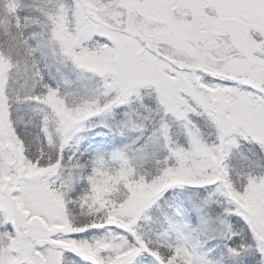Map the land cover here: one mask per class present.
Returning a JSON list of instances; mask_svg holds the SVG:
<instances>
[{"label": "rangeland", "instance_id": "rangeland-1", "mask_svg": "<svg viewBox=\"0 0 264 264\" xmlns=\"http://www.w3.org/2000/svg\"><path fill=\"white\" fill-rule=\"evenodd\" d=\"M32 1L51 39L46 49L60 60L62 90L33 99L9 91L23 72L17 54L0 45V264H73L70 252L97 264H216L212 249L218 263L264 264V179L237 189L222 157L245 142L264 153L263 98L190 73L188 64L216 67L120 0ZM196 1L221 15L264 16V0ZM181 6V14L190 11ZM0 27L1 40L7 35ZM221 41L202 44L211 52ZM33 108L61 145L48 150L46 165L27 157L11 122ZM85 131L108 141L80 157L64 153H80L76 142ZM91 175L82 204L106 211L114 226L84 236L72 227L67 191ZM171 191L183 192V200ZM224 193L231 209L221 210ZM143 237L158 240L160 251Z\"/></svg>", "mask_w": 264, "mask_h": 264}, {"label": "trees", "instance_id": "trees-1", "mask_svg": "<svg viewBox=\"0 0 264 264\" xmlns=\"http://www.w3.org/2000/svg\"><path fill=\"white\" fill-rule=\"evenodd\" d=\"M5 1L6 6H4V8L0 7V26L5 27V34L7 36L5 39L0 40V45L11 48L12 53L15 52V54H17L15 60L19 63L20 67L18 68V75L23 72L22 76H25V80L28 79L26 86L21 85L22 81L20 82L19 78L22 79L24 77L19 76L17 80L9 83V91H15L18 92V94L24 92L23 96H27L30 99L38 97L39 95L46 93L48 90L56 89L61 92L62 81L58 76H55L56 64L57 61L60 60H57L56 56L51 53L53 52L52 49L51 52L46 49V46L51 39L43 33L41 28L43 18L36 9L35 2L32 0ZM0 5L3 4L0 2ZM8 17H10L11 20H8ZM7 23H11V25H6ZM0 29L3 30L2 27H0ZM1 30L0 33L2 32ZM71 81H73V79H71ZM12 111H14V108H11V112ZM39 114V109L33 108L29 111L26 109V111L14 113L11 116V122L13 128L19 132L20 142L22 143L25 153L28 155L27 157L30 160H38L40 161V164L42 162L46 165L48 164V161H46L48 150L54 148V143V145L56 147L59 146V148H61V145L56 142L57 137L56 133H54V129L46 126L43 122L44 117ZM106 141H108V138L104 135L85 131L84 136L82 137V135H80L79 140L76 142V146L80 153L66 151L69 148L63 150V152L80 157L82 154L86 155L88 152L91 153L94 146H101L105 144L104 142ZM245 143L248 145L247 147L239 145V147L233 148L229 152H225L222 156L223 165H226L232 170V172L228 173V176L235 183V187L239 190H241L240 187L246 181L256 182V180L264 179V153L262 148L251 142ZM183 146L184 145H182V147ZM171 147H173V145H171ZM184 149L187 150L186 147H184ZM155 153L156 155L164 154L158 149ZM50 162L51 161H49V163ZM90 178H92V175L87 178H82L81 183L78 181L73 188H70L67 191V197H69L70 200L69 216L71 223H73L72 227L76 230L79 229V231H77L78 235L82 234L84 236H91L95 232L100 233L99 230L104 227L111 229L114 226L109 224L111 218L107 216L106 211L98 210L97 207L88 209L82 204V197L86 194L84 188L90 183ZM189 187L193 186L190 185ZM195 188L203 187H193V189ZM207 189L203 194L198 195V199L205 194H209ZM170 197H178L183 200L184 194L181 191H175L170 193ZM230 198L231 196H226L225 194V197L219 200L221 203L223 202V205L225 206L222 207L221 210L232 208L226 206L224 203L228 202ZM260 199H264V193ZM118 202L120 203L119 198L117 204L120 205ZM188 208L192 207L189 206ZM102 210H106V207L103 206ZM162 224L164 225L163 228L167 227L164 222H162ZM116 230H118V228H116ZM143 230L146 232L145 234L148 235V231L145 229ZM143 238L148 240L146 243L149 245L150 250L160 251L162 245L155 242L158 240L153 241L148 237ZM70 254H72V258H74L73 264H97L90 258L84 257L81 254H75L73 252H70ZM218 254V249H212L209 256L214 263L222 264L217 262L216 257Z\"/></svg>", "mask_w": 264, "mask_h": 264}, {"label": "flooded vegetation", "instance_id": "flooded-vegetation-1", "mask_svg": "<svg viewBox=\"0 0 264 264\" xmlns=\"http://www.w3.org/2000/svg\"><path fill=\"white\" fill-rule=\"evenodd\" d=\"M218 5L221 7V4ZM181 10L183 6L179 5L173 9L177 11V14L180 13L178 21L191 20V14L187 11L181 14ZM203 10L205 14L215 18L217 23L215 27L226 30L223 34L213 36L221 38L222 41L216 47L212 44L213 49L210 52L212 57L203 56L208 59L204 62L216 67V71L198 70L190 64L187 65V70H190V73L197 72V74L205 75L206 80L230 81V84H234L237 90L252 97H262L264 103V16L256 15L253 18L252 15L250 17L244 13L221 15L218 11H212L206 7ZM186 42L192 44L195 52L192 47L191 52L196 53L195 45L192 42ZM249 71L252 72L248 73Z\"/></svg>", "mask_w": 264, "mask_h": 264}, {"label": "bare ground", "instance_id": "bare-ground-1", "mask_svg": "<svg viewBox=\"0 0 264 264\" xmlns=\"http://www.w3.org/2000/svg\"><path fill=\"white\" fill-rule=\"evenodd\" d=\"M122 3H123V5H124L126 8H127V6H128L131 10H133V8H136L137 5H138V7H142V6H143V3L141 4V3H139L138 1H133V2H131V0H122ZM134 3H136L137 5H134ZM186 3H187V5H188L190 8H193V9L195 10V12H196V14H197L198 17H197V18L195 17L194 19H195L196 21H202L203 24H199V27H204V26H207V25H208V27H209L210 29L215 30L214 27L217 25V23H216L212 18H208V16L203 15L202 13H199V10L197 9L198 7H197V5H196V3H195L194 0H187ZM144 5H145V4H144ZM151 5H152V7H153L154 9L157 8V5H156V4H154V5L151 4ZM167 11H168V7H163V17L166 18V19H167V14H166L165 12H167ZM142 12H143V14H144L148 19H153V18H154V16H153L152 13L150 12L148 6H146V7H145V10H143ZM168 20H171V18L168 19ZM182 29H183V31H181V32H185V33H187V34L189 33V31H188V29H187L186 27H182ZM225 31H226V30H224V29H218L217 31H214L213 34H223V33H225ZM202 37H203V35H202Z\"/></svg>", "mask_w": 264, "mask_h": 264}, {"label": "water", "instance_id": "water-1", "mask_svg": "<svg viewBox=\"0 0 264 264\" xmlns=\"http://www.w3.org/2000/svg\"><path fill=\"white\" fill-rule=\"evenodd\" d=\"M170 25H172V24H170Z\"/></svg>", "mask_w": 264, "mask_h": 264}]
</instances>
